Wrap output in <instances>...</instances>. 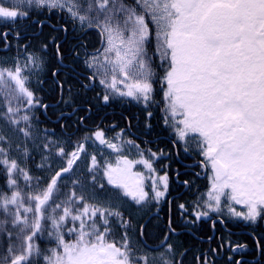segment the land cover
Returning <instances> with one entry per match:
<instances>
[{"label": "snow or ice", "instance_id": "6c2138e0", "mask_svg": "<svg viewBox=\"0 0 264 264\" xmlns=\"http://www.w3.org/2000/svg\"><path fill=\"white\" fill-rule=\"evenodd\" d=\"M53 17L63 23H52ZM21 22H30L40 31L45 27L50 31L32 51H29L31 44L24 45L26 62L23 65L17 62L14 68H0V100L7 105L0 119L17 136L23 137L13 147L8 138L0 135V168L5 171V187L11 191V195L0 191V213L7 217L0 221V232L10 225L21 234L28 233L23 237L19 254L9 244L5 249L7 254L0 256V264H39L41 259L45 264H183L182 260H175L173 245L168 244L170 237L178 234L171 219L168 235L161 242V247L167 244L166 253H161L159 258L137 256L127 233L119 246L115 241L109 242L108 237L114 234L115 228L130 229L131 223L118 210L120 205L97 206L87 203L85 195L77 194V189L85 193L91 185L94 191L87 199L95 200L96 190L104 189L103 184L97 183L94 171L96 154L88 148L99 144L120 152L124 144L139 146L131 141L120 144L108 141L100 128L77 136L79 126L66 138L50 139L56 137V132L35 127L34 115L28 114L37 107L45 113L54 107L43 104L42 98L36 95L49 79L65 105L73 102L77 83L87 91H94L98 85L102 92L92 100L102 106L124 97L143 100L147 105L153 98L154 85L160 83L166 102L165 125L177 137L174 147L182 143L187 151L189 140H195L193 150L203 157L202 166L210 165L212 171L207 199L201 197L191 205H175L180 225L190 230L202 218L211 219L213 214L240 218L250 224L264 220V0H133L131 5L125 0H0V24L11 26L9 31L0 32L5 49L9 47L7 40L13 31L16 39H27L16 28ZM78 29L84 32L99 29L104 38L102 50L89 53L86 45H74L73 64H65L68 51L65 37L69 31L75 33ZM76 48L84 49L83 70L79 73L75 61L80 60L81 53L75 52ZM49 64L53 65L52 69H48ZM154 67L163 71L162 77ZM26 70L29 76L24 75ZM33 74L37 77L35 90L28 87ZM65 91L69 94L68 100H63ZM75 94H79V89ZM13 102L16 107L12 106ZM78 110L61 111L53 122L60 124ZM21 111L25 114L20 115ZM84 111L90 112L91 107ZM87 119V116L78 117L76 124L82 125ZM21 122L26 125L24 128L19 127ZM60 127L63 132L72 126L60 124ZM41 131L45 142L36 145L35 140L41 138L36 134ZM29 142L33 144L31 150L27 147ZM37 147L48 151L37 165L40 171H51L58 160L64 166L55 171L46 187L26 194L20 190V178L26 187L35 182L37 188L44 180L33 177L17 159L9 156L15 151L28 160ZM145 151L157 157L151 149ZM164 155L161 150L159 156ZM82 159L90 160L91 164L77 175L75 169ZM133 164H143L149 172H155L151 159L131 161L126 157L116 167L108 164L104 170L107 183L123 190V196L118 195V199L131 197L142 206L149 198L159 201L168 194L167 174L153 179L150 195L145 190L142 174L132 172ZM183 183L187 185L186 181ZM64 188L70 190L64 192ZM61 195L65 199L57 202ZM234 205L242 206V210L237 211ZM28 214L33 215L31 221ZM45 223L50 224L48 234L56 244L47 250L49 255H44L34 243L46 230ZM217 223L224 221L213 220V231ZM3 234L8 240L14 238L10 232ZM66 235L75 236V240L66 241ZM207 239L211 242L214 237ZM256 243L264 251V235ZM225 247L228 251L236 250L222 237L217 248H209L207 254L197 258L199 264H216L219 249ZM240 247L243 246H237ZM168 253L172 259H165ZM228 264L243 262L229 256Z\"/></svg>", "mask_w": 264, "mask_h": 264}, {"label": "flooded vegetation", "instance_id": "af4514ba", "mask_svg": "<svg viewBox=\"0 0 264 264\" xmlns=\"http://www.w3.org/2000/svg\"><path fill=\"white\" fill-rule=\"evenodd\" d=\"M159 77L163 72L155 71ZM157 92L161 90V84L154 85ZM137 102V103H136ZM126 104H145L143 100ZM159 104L158 102H154ZM149 104V103H148ZM130 115L126 117L124 134L125 141H131L133 147L125 144V149L129 155L128 159L137 161L140 159H151L155 172H149L143 164H133L132 172L142 174L144 178L145 190L150 192L153 179L158 176L167 174L168 176V194L159 201L149 198L141 205H137L131 197H126V215L125 220H130L131 214L141 219L138 227V233L149 238V241L156 244H150L142 239L144 250L156 249L159 252H165L167 244L161 247V242L168 235L169 219L172 220V226L176 228L177 235H172L168 244L173 245L174 252L180 253L177 262L183 261V264H199L198 257L202 253L207 254L209 248H217L221 238L224 241H230L231 247L235 251H228L227 247L219 249V255L216 257V264H228V257L233 260L242 261L243 264H264V251L257 245L256 241L264 235V220L257 224H250L240 218L230 216H218L213 214L211 219L202 218L190 230H186L180 225V217L176 212L175 205L185 203L191 205L203 197L207 199L206 192L210 188L212 171L210 165L202 166L203 158L193 149L192 143L188 142L187 151L184 150L183 144L173 145L177 139L173 129L165 125V118L157 117L140 119L131 110L130 105L127 107ZM117 137V134H114ZM116 142L120 139H116ZM146 149H151L157 153V157H151ZM161 150L164 156H159ZM142 153V155H141ZM179 174V175H177ZM187 182L185 185L183 182ZM162 190V189H161ZM178 197V199H175ZM190 218V217H189ZM213 220H223L224 223H217L216 230L211 229ZM129 233L132 234L134 228L130 227ZM136 233V232H134ZM212 236L214 239L209 242L207 237ZM238 245L243 247L237 248ZM186 252V255H182Z\"/></svg>", "mask_w": 264, "mask_h": 264}, {"label": "trees", "instance_id": "16d2710c", "mask_svg": "<svg viewBox=\"0 0 264 264\" xmlns=\"http://www.w3.org/2000/svg\"><path fill=\"white\" fill-rule=\"evenodd\" d=\"M125 2L129 5L132 4L133 0H125ZM43 18V17H41ZM52 23H63L62 21H58L56 17L52 18ZM11 26L7 24H0V32L3 31H9ZM151 27V25H150ZM21 32V35H27V39H16L15 37V31H13L12 35L8 36L7 43L9 44V47L5 49L3 47L4 42H0V54H7L10 56H23L26 53L24 52L23 48L25 44H31V47L29 48V51H32L33 49L39 47L41 42L43 41L44 37L48 35L50 29L45 27L43 31H40L38 26L31 24L30 22H21L18 23L16 26ZM65 47L68 50L65 54V64H73L74 61V52H73V46L77 44H83L86 45L87 52L91 53L94 49H96L100 42V36L99 33L92 29L88 30L86 32L77 30L75 33L72 31H69L67 36L65 37ZM151 50V49H150ZM75 52H80L81 57L80 60L75 61V66L77 69V73H79L81 70H83V48H76ZM53 65L49 64L48 69H52ZM161 71L160 69H157L154 67V71ZM65 73H67V69H65ZM86 75H90V73H86ZM41 79H44V76L40 77ZM83 79V77H81ZM87 83V81H85ZM30 88L35 90L36 89V82L32 83L30 85ZM79 89V94H75L76 90ZM102 92V89L97 85L94 91H87L80 89L79 84L74 85V94L72 95V103L70 105H65L63 102H61V94L58 89L55 88L53 85V82L51 79L48 80V83L43 86V89L40 91H36V95L38 97L42 98L43 104H51L54 107L49 108L47 110V113L44 112V110L40 107L34 108L30 115H34L35 119L32 121L33 125L41 130L47 129L49 132L55 131L56 137L60 138L61 136L67 137L70 135L77 126L80 127V132L77 133V136L84 135L86 133L90 134V131H94L97 128H100L104 130L105 132V138L108 141L115 142L113 139L115 137L114 134H117L118 139L120 141H125V134H124V127L126 122V117L130 115L129 111L127 110V107L130 105L131 110L136 114V116L139 118L138 124L141 122L140 119L143 117H146L147 119L162 117L166 118V113L163 111L166 102L164 100L163 91L157 92L154 91V95L152 100L149 102V104H126V102L134 103L136 100L128 97L120 98L116 102L110 104V105H101L99 102H94L92 98L96 96L97 93ZM69 94L65 91L63 94V100H68ZM154 102H158L159 104H155ZM137 103V102H136ZM91 107L90 112H85L84 109ZM73 109H79L75 112L74 115L71 116V118H66L65 120H62L60 124H67L71 125L72 127L65 128L62 132L60 124L54 123L53 121L56 120L57 116L61 111L65 113L73 112ZM148 113H152V115L149 117ZM81 116H87L88 119L84 122L82 125H77L76 121L78 117ZM41 121L42 123L37 124L36 121ZM1 125L0 128H3L4 134H7V137H10L15 140V147L17 144H19L23 137L17 136L12 128L5 122L4 119H0ZM26 125L21 122L19 127L24 128ZM37 136L41 137L40 139L35 140L36 145H40L41 143H44L42 137L44 135L43 131L36 134ZM50 139H53L55 137H49ZM73 140L76 139V136L72 137ZM119 141V142H120ZM27 147L29 150L32 149L33 144L31 142L28 143ZM70 149V148H69ZM68 149V151H69ZM15 152V151H13ZM12 152V153H13ZM48 151L47 150H41L39 147L36 148L35 151L31 152V159L24 160L19 153L15 152L14 158L20 162V166L22 168L28 169L33 177H41L44 180V183L37 188L35 186V182H33L32 186L26 187L25 183L23 182V179L20 178L18 180L20 190L26 194L35 193L46 187L48 181L50 180L51 176L55 174V171H58L61 166H64V164L59 161H56L55 164L52 165L51 171H40L37 168V165L41 164V156H47ZM49 164H52V161H48ZM82 173V170L79 171V174ZM6 183V175L3 168H0V187L8 194H11V191H9L5 187ZM98 184H103L104 189L103 191H97V198L95 200H88L87 197L90 193L94 191L91 185H89L88 191L85 193H81L79 189H77V194H83L86 197V202L90 204H95L97 206L106 204V203H112L120 205L119 211L123 212L124 215L128 213L126 211V198L118 199L119 196H123L114 186L107 183V181H98ZM69 188H64L63 191L67 192L69 191ZM65 199L63 195L59 196L57 198V202H60L61 200ZM26 206L27 203H26ZM54 206V205H53ZM34 207V205H33ZM76 207H82L77 205ZM60 214L59 212L57 213ZM7 217L0 213V221L6 220ZM33 219V215L29 216V220L31 221ZM125 219V218H124ZM141 222V219L137 216L135 217V214H131V227L134 228L132 230V234L129 233L128 229H125V227L121 226L120 228L114 229V234L108 237L109 242L115 241L117 245L119 246L122 243V236L127 233L128 238L131 241L132 247L138 248V252L136 255L139 254V256H142L144 254V246L142 243V239H145L150 244H156L149 241L148 237H143L138 233V227L137 224ZM70 226V225H69ZM3 232H10L12 236L14 237L11 240H8L7 237L3 234ZM3 232H0V256H4L7 253L5 252V249L8 247L9 244L13 245L16 251V254H19V252L22 249L23 246V237L24 235H27L28 233L21 234L20 230L17 228H13L10 225L4 226ZM136 232V233H134ZM66 241H74L75 236L72 235H66L65 236ZM35 244H38L40 249L44 251L46 248H52L55 246V243L52 242L51 238H49L45 232L39 234V236L34 241ZM158 250H150L148 252L147 256L151 260L152 257H160V252H157ZM165 253V252H161ZM44 254V253H43ZM151 254V255H150ZM174 258L175 260L178 259V256L180 253L174 252ZM165 259H172V254L168 253L165 255ZM39 264H45L44 260H40Z\"/></svg>", "mask_w": 264, "mask_h": 264}, {"label": "rangeland", "instance_id": "374dc122", "mask_svg": "<svg viewBox=\"0 0 264 264\" xmlns=\"http://www.w3.org/2000/svg\"><path fill=\"white\" fill-rule=\"evenodd\" d=\"M103 40H104V38H103ZM101 50H102V47H101ZM25 56H26V54L23 55V56H19V57L10 56V55H7V54H0V68H14L17 62H19L21 65H23L26 62L25 61ZM36 71H38V70H36ZM24 75L25 76H29V72L26 70L24 72ZM29 78L31 79L32 83L36 82L37 77L34 74L31 75ZM119 78L120 77L118 75V79ZM31 84L28 85L29 88H30ZM12 106L16 107L17 105L15 104V102H13ZM6 107H7L6 101L0 100V113H6ZM23 107H24V105H21V108H23ZM32 110L28 113L29 115L31 114ZM24 114L25 113L23 111H21L20 115H24ZM0 126H2L1 122H0ZM2 130H3V128H0V135H4L6 138H8L13 143V147H15L14 146L15 145V143H14L15 140L10 138V137H7L6 136L7 134H4V132ZM55 138H58V137H55ZM115 143L120 144L121 142H115ZM189 143H192L194 145V147H196L195 140H189ZM5 147H7V145H5ZM69 151H71V149H69ZM88 151L90 153H95L96 154V157H97V168L94 171H95L97 180L100 181V182L107 181V178L104 176L103 173H104V170H105V168H106V166L108 164H111L113 167H116L117 166V162L119 160H121L122 157H126L127 159L129 157V155L127 154V151L125 149V144H124V146H123V148H122V150L120 152H116V151H114L112 149H108L107 147L99 145V144H93L91 147L88 148ZM14 156H15V152L10 153L9 159H15ZM66 159H67V157H65V160ZM59 162H61V161H59ZM62 163H63V161H62ZM90 164H91L90 160L89 161H85L84 159H82L81 161L78 162L79 166L76 167L75 173L78 174L80 170H82V172L85 171L86 168L90 166ZM112 186H114V185H112ZM210 186H211V182H210ZM209 189H208V191H209ZM13 190H15V189H13ZM0 191L6 192V190L2 189L1 187H0ZM118 191L123 195V190L122 189H119ZM208 191L206 192V195H205L206 197H207ZM8 195H11V194H8ZM108 204L109 203H106V204H103V205H100V206H102V207L103 206H108ZM234 207H236L237 211L242 210V206H240V205H234ZM48 211L50 212L51 208H49ZM28 215L31 216L32 214H28ZM44 227L46 229L44 231L45 234L49 238H51L49 236V234H48V232L51 230L50 224L49 223H45ZM51 240H52V238H51ZM55 247H56V244L52 248H55ZM52 248L48 247V248L44 249V251H43L44 255H49L50 253L47 250L48 249H52ZM147 254H148V251L144 252V254L142 256L147 255ZM137 256H139V254Z\"/></svg>", "mask_w": 264, "mask_h": 264}, {"label": "water", "instance_id": "95a60500", "mask_svg": "<svg viewBox=\"0 0 264 264\" xmlns=\"http://www.w3.org/2000/svg\"><path fill=\"white\" fill-rule=\"evenodd\" d=\"M102 43H103V37L101 36V42H100V45H99V47L97 48V49H101V47H102ZM96 49V50H97Z\"/></svg>", "mask_w": 264, "mask_h": 264}]
</instances>
